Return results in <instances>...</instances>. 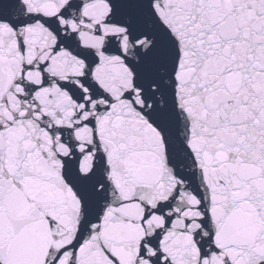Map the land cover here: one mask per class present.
I'll return each mask as SVG.
<instances>
[{"label":"snow or ice","instance_id":"6c2138e0","mask_svg":"<svg viewBox=\"0 0 264 264\" xmlns=\"http://www.w3.org/2000/svg\"><path fill=\"white\" fill-rule=\"evenodd\" d=\"M0 264H264V0H0Z\"/></svg>","mask_w":264,"mask_h":264}]
</instances>
